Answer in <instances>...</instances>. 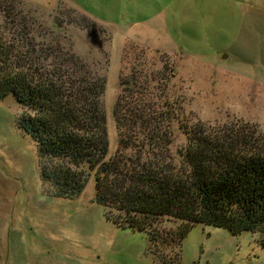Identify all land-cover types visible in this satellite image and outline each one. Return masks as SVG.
<instances>
[{"label":"rangeland","instance_id":"374dc122","mask_svg":"<svg viewBox=\"0 0 264 264\" xmlns=\"http://www.w3.org/2000/svg\"><path fill=\"white\" fill-rule=\"evenodd\" d=\"M5 19L17 24H9L10 37L26 24L55 46L100 61L110 153L118 144L119 78L134 66L155 83L167 78L164 92L183 122L246 126L264 139V0H0ZM23 111L12 95L0 99L5 264H166L145 232L117 224L94 200L92 177L76 197L50 193L36 143L19 125ZM172 125L175 152L186 137L180 122ZM167 264H264V232L196 223Z\"/></svg>","mask_w":264,"mask_h":264},{"label":"trees","instance_id":"16d2710c","mask_svg":"<svg viewBox=\"0 0 264 264\" xmlns=\"http://www.w3.org/2000/svg\"><path fill=\"white\" fill-rule=\"evenodd\" d=\"M1 23L0 99L12 95L24 109L19 125L36 143L50 193L76 197L92 177L94 200L117 224L145 232L166 264L196 223L264 232V139L257 130L183 122V110L164 92L167 78L155 83L134 66L119 78L118 144L110 153L100 61L55 46L26 24L10 37L15 21ZM174 122L186 137L175 152Z\"/></svg>","mask_w":264,"mask_h":264}]
</instances>
